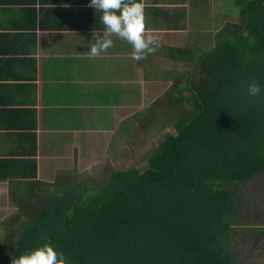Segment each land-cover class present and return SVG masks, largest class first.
Instances as JSON below:
<instances>
[{
    "label": "crops",
    "instance_id": "0c3cea01",
    "mask_svg": "<svg viewBox=\"0 0 264 264\" xmlns=\"http://www.w3.org/2000/svg\"><path fill=\"white\" fill-rule=\"evenodd\" d=\"M142 2L161 47L136 61L115 34L90 55L104 25L89 0H0V264L26 252L18 240L58 192L113 166L124 123L145 129L180 105L167 96L198 76L202 50L233 20L232 0Z\"/></svg>",
    "mask_w": 264,
    "mask_h": 264
},
{
    "label": "trees",
    "instance_id": "16d2710c",
    "mask_svg": "<svg viewBox=\"0 0 264 264\" xmlns=\"http://www.w3.org/2000/svg\"><path fill=\"white\" fill-rule=\"evenodd\" d=\"M231 3L233 20L202 50L198 76L167 96L188 108L174 132L104 184L58 192L23 234L32 239L25 253L50 245L69 264L245 262L251 237L264 233L263 223L240 222L264 203V92L248 94L253 80L264 89V0Z\"/></svg>",
    "mask_w": 264,
    "mask_h": 264
},
{
    "label": "clouds",
    "instance_id": "9594fccd",
    "mask_svg": "<svg viewBox=\"0 0 264 264\" xmlns=\"http://www.w3.org/2000/svg\"><path fill=\"white\" fill-rule=\"evenodd\" d=\"M89 7L102 13L101 22L104 25L102 36L94 33L95 43L89 46L91 56H99L113 47L112 34L132 45L131 56L136 61L144 60L160 49L157 37L145 35L142 0H89ZM262 92L264 89L256 81L248 84L251 97H259ZM12 264H69V261L62 252L44 245L12 260Z\"/></svg>",
    "mask_w": 264,
    "mask_h": 264
},
{
    "label": "rangeland",
    "instance_id": "374dc122",
    "mask_svg": "<svg viewBox=\"0 0 264 264\" xmlns=\"http://www.w3.org/2000/svg\"><path fill=\"white\" fill-rule=\"evenodd\" d=\"M184 102H181L180 105L175 104L173 106L174 108L165 107V109L160 110L157 112L158 118L155 120V123L150 127H147L143 129L139 125H135V121L133 120L132 124H130V121L128 123H124L121 127L120 135H121V142L119 145V149L117 150L119 152V156L116 157L115 163L110 165L108 167L107 164L102 167H98L96 169L97 173L95 174H88L86 178H81L78 183H80L81 187L89 186V187H95L98 185L104 184L106 178L114 171H126L127 169H130L132 166L137 165L142 162L144 159V156L150 151V149L154 146V143L157 138L163 134V133H173V122L177 121V116L182 118L187 115V104L182 105ZM182 113L179 115V113ZM141 117H144L143 114H139ZM181 118V119H182ZM167 119H176L167 121ZM172 123V125L170 124ZM132 126V128L130 127ZM130 132V133H129ZM116 151V152H117ZM96 178L93 180L92 178ZM247 191L245 190V193ZM255 210L252 208H245L242 211L240 222L246 225V223H256L257 225L264 224V203L260 204L257 202L255 205ZM259 210V211H257ZM255 211V213H254ZM62 222H59V225H61ZM50 229L54 228V226L49 227ZM50 229H47L50 231ZM47 233H44L41 238H44L47 240ZM51 236V235H50ZM53 237V235L51 236ZM243 239V236L241 237ZM28 237H23V245L24 249L27 248L26 240ZM30 242L32 239H28ZM27 240V242H28ZM254 240L256 241V244L253 248H249L246 253L245 262L243 264H249L251 262H255V259L259 260L258 263L264 261V250L262 247H259V245L264 244V233L261 235L260 233L256 234L255 236H252L250 239V244H254ZM245 246V245H244ZM13 250V248H11ZM256 256V257H255ZM258 256V257H257ZM254 263V264H258ZM252 264V263H251Z\"/></svg>",
    "mask_w": 264,
    "mask_h": 264
}]
</instances>
